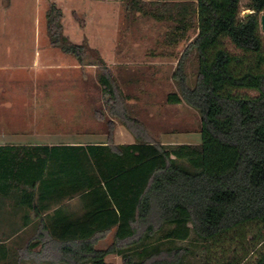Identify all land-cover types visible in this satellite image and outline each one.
<instances>
[{"label": "trees", "instance_id": "obj_1", "mask_svg": "<svg viewBox=\"0 0 264 264\" xmlns=\"http://www.w3.org/2000/svg\"><path fill=\"white\" fill-rule=\"evenodd\" d=\"M240 0H129L127 9L158 22H172L166 39L189 41L172 74L177 92L167 103L184 104L200 118L199 145L136 142L113 145L114 122L104 144L0 146V201L21 198L35 212L37 203L70 200L87 211L80 220L54 209L41 220L47 237L27 245V254L49 253L63 264H186L197 249L210 251L222 240L256 248L204 264H264V54L258 14L264 0H249L251 14L238 19ZM61 12L49 5L46 33L50 45L83 62L87 46L62 34ZM195 36L188 39V33ZM224 39L243 54H229ZM195 55L194 86L184 66ZM99 84L109 115L136 140L147 136L119 102V91L103 62ZM250 90L256 96L235 91ZM95 116L103 117L98 111ZM36 202V203H35ZM29 220L24 223L27 224ZM257 226L249 240L244 229ZM114 230L113 243L95 248L96 238ZM178 243L184 245L178 246ZM212 244V245H211ZM41 245L39 251L34 249ZM215 247V246H214ZM216 247V250L222 249ZM45 254V253H44ZM206 257V256H204ZM8 252L0 244V263ZM17 256V263L20 261ZM201 264V263H199Z\"/></svg>", "mask_w": 264, "mask_h": 264}, {"label": "rangeland", "instance_id": "obj_2", "mask_svg": "<svg viewBox=\"0 0 264 264\" xmlns=\"http://www.w3.org/2000/svg\"><path fill=\"white\" fill-rule=\"evenodd\" d=\"M50 1L61 12L62 34L67 41L87 46L81 64L50 45L45 20ZM50 1L0 0V140L5 136L23 144L38 141L36 137L43 135L74 134L80 137L75 141L104 144L108 142V122L112 120L114 130L109 144L201 143L197 112L166 100L168 95L178 93L172 74L187 44L181 41L174 50H166L164 40L172 30V22H158L129 11V0ZM248 4L249 0H240L239 20L251 13ZM263 15L264 10L258 14V32L264 54V32L260 26ZM194 36L195 31L188 33V39ZM222 43L229 54L245 57L247 62L252 60L253 55L243 54L229 40L224 39ZM100 62L107 65L120 93L119 102L129 117L146 131L145 138L136 140L109 115L99 84V76L103 74ZM184 70L187 84L192 88L197 70L195 55L186 62ZM235 93L248 97L257 95L250 90ZM96 111L103 115L101 119L95 116ZM3 222L5 219H0V224ZM256 231L257 226L245 228L246 240ZM10 233L8 227L0 230V244L3 243L8 252L6 264H63L57 256L53 258L46 252L27 254L25 245L27 241L33 242L32 233L17 236ZM112 243V234L98 236L95 248L102 250ZM214 246H210L207 253L197 249L195 255L186 258V264H204L206 258L213 263L220 259L225 248L227 255L248 251V257L253 260L259 247L251 248L248 242L242 244L233 239L222 240ZM216 247L222 249L218 251ZM18 255L21 260L17 263ZM105 262L122 264L120 258L113 255L107 256Z\"/></svg>", "mask_w": 264, "mask_h": 264}, {"label": "crops", "instance_id": "obj_3", "mask_svg": "<svg viewBox=\"0 0 264 264\" xmlns=\"http://www.w3.org/2000/svg\"><path fill=\"white\" fill-rule=\"evenodd\" d=\"M18 2L20 0H17ZM49 2L50 0H44V3ZM52 4H55L53 1H50ZM56 5V4H55ZM153 19V18H151ZM165 46L166 50H174L176 46L181 42H175L174 40H169L165 38ZM189 41H187L188 44ZM186 44V45H187ZM186 47V46H185ZM184 50V49H183ZM182 53V52H181ZM107 66V65H106ZM80 138L77 135H63V134H52V135H43L41 137H36V139H40L38 141L32 140L31 142L26 143H16L12 142V138L2 137V140L5 139V142H1L0 146H53V145H86L84 142L75 141V139ZM8 139V141H6ZM64 139H68V141H63ZM35 141V142H34ZM122 145V144H120ZM36 203V202H35ZM38 209H42L43 207L48 208V210H44L43 212H35L26 207V203L21 198L3 200L0 201V219H5V222L0 224V230H5V227L10 228L11 235L17 236L22 235L23 233L27 234L32 233L34 236L33 239L38 238L39 236L47 237L48 231L42 228L41 220H48L52 211L57 208L62 209V213L60 216L67 218L69 220H80L86 216V210L83 208L82 202L78 199V197H74L70 200L56 201V203L52 201H41L37 203ZM28 221L25 224V221ZM8 223V224H7ZM114 234V230L106 232L104 234ZM30 241L26 242V248ZM36 248L41 249V245H38ZM35 248V249H36ZM34 249V251H35Z\"/></svg>", "mask_w": 264, "mask_h": 264}, {"label": "water", "instance_id": "obj_4", "mask_svg": "<svg viewBox=\"0 0 264 264\" xmlns=\"http://www.w3.org/2000/svg\"><path fill=\"white\" fill-rule=\"evenodd\" d=\"M251 13H248L245 15V17H248ZM260 26H261V30L262 32H264V15L260 17Z\"/></svg>", "mask_w": 264, "mask_h": 264}]
</instances>
